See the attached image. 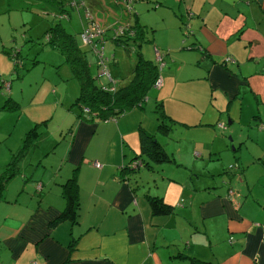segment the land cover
Wrapping results in <instances>:
<instances>
[{"label": "crops", "instance_id": "crops-1", "mask_svg": "<svg viewBox=\"0 0 264 264\" xmlns=\"http://www.w3.org/2000/svg\"><path fill=\"white\" fill-rule=\"evenodd\" d=\"M124 1L105 3L125 19L122 23L131 22L132 10ZM176 4L183 12L174 15L166 39L160 41L158 31L153 36L159 41L156 52L161 48L169 65L156 97L176 121L166 132L144 106L109 119L80 117L76 106L56 130L46 126L42 132L48 130L53 142L44 151L35 145L37 162L24 159L32 151L27 148L17 162L20 171L6 181L0 199V264H193V257L202 264H264V192L260 196L257 186L264 179V143L250 128L238 133L239 144L232 149L223 131L235 122L253 126L255 113H244V98L264 99V0ZM187 18L189 45L183 37ZM98 22L107 32L105 20ZM119 24L113 20L112 28ZM188 54L196 61L186 62ZM227 56L232 59L226 61ZM185 77L196 78L198 89L181 95ZM188 97L200 98L204 107L194 111L177 100ZM35 101L22 106L25 129L17 148L34 126L33 145L41 142L49 109ZM258 118L264 121L262 113ZM142 130L159 139L170 161L127 166L142 158ZM5 138L2 128L0 175L14 150L3 144ZM237 147L239 155L233 152ZM216 155L225 159L218 162ZM23 168L31 173L28 181L27 173H18ZM71 177L78 184L77 217L55 221L67 205L63 184ZM150 194L175 205L174 212L153 213Z\"/></svg>", "mask_w": 264, "mask_h": 264}, {"label": "rangeland", "instance_id": "rangeland-1", "mask_svg": "<svg viewBox=\"0 0 264 264\" xmlns=\"http://www.w3.org/2000/svg\"><path fill=\"white\" fill-rule=\"evenodd\" d=\"M73 1L76 0H0V105L3 99V107L0 108V133L3 128V137H6L5 140H3V144L7 146L11 145V147L14 148V150H12V156L15 159V163L16 157L18 162L22 156L24 157L27 153L24 152V154L20 155L19 148H17L20 143L21 133H23L25 129L24 117H21L22 106L26 107L30 99L36 98L35 103H38L39 107L49 109V116L47 114L44 116L49 118H47L48 120H46L45 125L40 127L41 133L39 139L41 142L39 143L36 141L34 145L32 144L30 146V149H32L30 155L24 158L27 161L36 160V162L40 157L37 158L35 156V145H37L40 151L46 150L53 142V139H51L53 135H50L49 132L48 135H46L47 131L50 129L56 130L58 125L63 122V118L70 114L72 107L76 108L77 106L75 102L81 89L80 80L74 76L71 65L66 59V52L61 47L56 46L48 40L47 31H49L52 26L59 23L68 31L74 33L86 50L91 64V70L94 74L98 73L99 66H97L96 62V51L91 45L83 42L80 36V31L83 29V22L87 21L86 13L84 9L74 7L72 5ZM86 1L87 4L91 6V10L95 14L96 19L100 22L102 21V23L105 20L103 25L107 26L108 29L104 51L108 56V68L113 73L112 75L118 84H126L132 77V65L138 53L137 48L142 51L145 57L160 64V74L162 78L164 77L165 71L167 72V70H169V65H166L167 59L162 60V63L165 62L163 66L157 59L156 47L159 41L153 36L154 33L158 31V38L163 42L167 37V33L170 32L168 28L171 27L172 21H174V15L176 17H181V13L183 12L181 11L182 8L177 4L176 6L173 5L176 3V0L132 1L134 10L131 12L127 10L126 13H130V18L133 22H135V19H138L140 23L144 25L147 36V39L143 40L140 45H135L131 41L129 44L114 41V39L111 38L113 34V20L116 19L117 23H122L125 19H122V17L118 15L114 7L111 8L108 6L105 0H100L101 4L95 3L94 0ZM137 1L140 2V5H135ZM124 2L128 8V3L126 1ZM124 2H122V4ZM62 6L67 9V14L62 10ZM117 11H119V9ZM63 13L66 15H62ZM185 23L187 24H184L185 26L183 25L185 34L183 37L184 40H187L186 44L189 45V36L192 29L189 21H185ZM180 41L182 42L183 38ZM165 48L168 47L166 46ZM18 49L19 53H17V58L19 66H16L15 57H13L12 53ZM159 49L163 53V56H165L164 51L161 48ZM179 49H182L181 45L176 49H172V51ZM166 55H171V53H166ZM188 55L187 60H185L186 62L188 61V63H190L196 61L192 55H189V58ZM99 75L100 76L97 77L98 82H109L108 75ZM185 78H183L184 80L181 79L183 80L179 88L181 95L188 94L191 90L198 89V80L196 78ZM202 87L203 83L200 86V93ZM157 88V86H154L149 91L143 107L146 112L150 113L149 115L153 114L154 117L157 116L155 111L156 105L159 99H161L156 97ZM253 97L244 98L243 102L244 113L248 115H253V113H255V115H257L252 116L254 120L253 126L245 125L242 127L240 122H235L227 125V127H232L231 130L230 128L228 130L227 128H223L232 149L239 144L240 139L238 133H246L248 130H251L250 128H254V132L261 137L264 143V121L258 118L260 113H262L264 117V99ZM181 99L184 106L191 109L194 108V111L198 110L199 106H201L200 109L204 107V102L200 98H177V100ZM194 119L195 118H191L192 121H194ZM177 120L183 121L180 119ZM225 121H227V119ZM47 123L49 124L47 125ZM46 126L49 128L47 127L48 130H45L43 133L42 130L46 128ZM56 132L57 131H55V133ZM44 136L47 137L48 140L42 139ZM242 145H244L242 147L245 148V144L243 143ZM233 152L239 155L240 148L237 147ZM222 154L227 156V151H224ZM216 156L215 158L218 162L225 159V157L219 159V156ZM232 158L235 159V157ZM41 159H45V157H41ZM41 164V166L44 167L47 163L43 162ZM12 166L14 167V164H12ZM15 168L16 171H20L19 168L16 167V164ZM25 171V168H23L21 172L18 173H27V178L25 180L28 181L32 176L29 171ZM257 186L259 189L258 193L262 196L264 192V179H261Z\"/></svg>", "mask_w": 264, "mask_h": 264}, {"label": "trees", "instance_id": "trees-1", "mask_svg": "<svg viewBox=\"0 0 264 264\" xmlns=\"http://www.w3.org/2000/svg\"><path fill=\"white\" fill-rule=\"evenodd\" d=\"M98 1L99 0H94L95 3ZM86 6L91 8L87 3ZM74 7H76V5H74ZM79 8L85 9L84 6ZM62 10L67 14V9H65L64 6H62ZM65 13L62 15H65ZM123 24L127 26L129 30H133V33H127L123 36L112 34L111 38L114 39V41L124 44H129L131 41L135 45H140L143 40L147 39L144 25L141 24L138 19H135V22H124ZM47 37L51 43L61 47L66 52V59L71 65L74 76L80 80L81 89L75 102L80 109L78 113L80 117L117 118L118 115L135 106H144L149 91L155 86L160 76V64L145 57L142 51L137 48L138 53L132 65V77L129 82L126 84L116 83V87L110 89L109 82L97 81V77L99 76L94 74L91 70V64L87 58L86 50L74 33L57 23L47 31ZM106 38L107 34L104 39L106 40ZM13 52L12 55L15 57L16 66H19L17 58L19 49ZM159 52L164 59L163 53L160 50ZM155 111L159 119V128L162 131L168 132L171 128V122L174 123L176 120L165 111L162 102L157 103ZM36 135L37 129L36 126H34L28 131L22 146L19 148L20 155L27 152V148L33 144ZM141 141L142 152L140 155L143 158H141L143 162L146 161L147 164L150 165L153 161L161 162L170 161L172 159L171 154L154 134L142 130ZM12 164H14V167ZM15 164L17 167V157L15 163V159L12 156L5 171L0 175V199L3 197L6 181L17 172ZM131 164L127 166L131 167V169L136 168ZM63 185L64 195L67 198V205L55 221L64 218H76L80 206L78 199V184L75 178H69ZM149 201L152 211L155 214H171L175 210V205L167 202L160 195L150 194ZM203 262V260L193 257V264H202Z\"/></svg>", "mask_w": 264, "mask_h": 264}, {"label": "built area", "instance_id": "built-area-1", "mask_svg": "<svg viewBox=\"0 0 264 264\" xmlns=\"http://www.w3.org/2000/svg\"><path fill=\"white\" fill-rule=\"evenodd\" d=\"M128 3V10H133V5L132 1L133 0H125ZM72 5H76V7H81L84 6L85 13H86V18H87V25H84L80 36L83 40V42L88 43L91 45V47L96 51L97 55V65L100 68V74L101 75H108L107 77L109 78V87L110 89H114L116 87V80L114 76L112 75L110 69L108 68L107 60L108 56L105 54L104 51V41H106L104 38L107 34V32L102 28L100 23L97 21L93 11L91 10L90 7L86 6V1L85 0H76L72 2ZM66 15V14H65ZM132 34L133 30H129L127 26H125L123 23L117 25L115 28H113V35L117 36H123L125 34ZM157 58L158 60L162 61V55L159 52V49H157ZM232 58L230 56H227L225 58L226 61L231 60ZM165 62H161V65L163 66ZM162 84V77L161 74L159 78L157 79L155 86L160 87ZM143 161L142 159L135 160L132 162L131 165L133 167H139V165H142ZM33 264H41L39 261L35 260L33 261Z\"/></svg>", "mask_w": 264, "mask_h": 264}]
</instances>
